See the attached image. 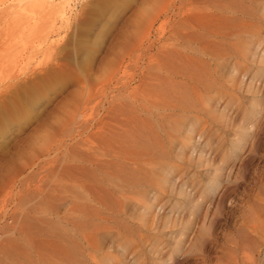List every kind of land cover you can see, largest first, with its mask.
I'll return each mask as SVG.
<instances>
[{"label": "rangeland", "instance_id": "1", "mask_svg": "<svg viewBox=\"0 0 264 264\" xmlns=\"http://www.w3.org/2000/svg\"><path fill=\"white\" fill-rule=\"evenodd\" d=\"M68 236L79 264H264V0H0V255Z\"/></svg>", "mask_w": 264, "mask_h": 264}, {"label": "bare ground", "instance_id": "2", "mask_svg": "<svg viewBox=\"0 0 264 264\" xmlns=\"http://www.w3.org/2000/svg\"><path fill=\"white\" fill-rule=\"evenodd\" d=\"M195 80L199 81L200 79L199 77H197ZM172 84L173 85L171 86V89L174 93H179L185 90L183 83L172 82ZM181 98H183V96L181 95L177 97L178 100ZM186 101L187 99H184V102ZM131 139L133 140V136L130 135V139L126 138V142H128ZM120 161L121 160L118 161L117 159L116 161L110 163L111 170L114 169L116 173H122L123 167L121 166L122 163H120ZM134 177H135L134 174L129 172L128 179L134 180ZM78 200H79V204L81 205L80 206L81 216L85 214L84 215L85 220L83 222L76 221V223H78L77 226L79 227V232H84L85 230L86 233H82L83 239L86 241L88 245L94 247V241L96 240V237L94 235H97V232H99L101 228L102 229L107 228V224L105 223V221H107L108 218L100 215L102 212L105 211L106 208H104L102 205L94 206L92 204L93 200H95L94 198L84 199L82 196H79ZM112 211H116V210H112ZM86 213H89L90 215L89 218L86 217ZM97 219H99L100 222H97ZM118 223L121 222L119 221ZM73 239L75 238L72 236H68L67 238L64 237L59 238L60 241L58 242L57 241L48 242L46 247L47 246L52 247V252L46 253L45 251L46 254L43 253L44 251L42 252L33 243L31 242L29 243L30 240L26 241L21 246L22 249L18 253L12 252V250H10L5 252L4 255H0V264H79L80 259L78 258L79 254L77 252L80 251L81 249L78 245L79 243L77 241L75 243V240ZM72 251L76 252V254L71 255Z\"/></svg>", "mask_w": 264, "mask_h": 264}]
</instances>
